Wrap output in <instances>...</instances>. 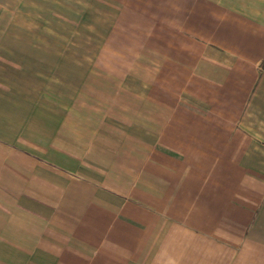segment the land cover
<instances>
[{
	"label": "crops",
	"instance_id": "crops-1",
	"mask_svg": "<svg viewBox=\"0 0 264 264\" xmlns=\"http://www.w3.org/2000/svg\"><path fill=\"white\" fill-rule=\"evenodd\" d=\"M264 0H0V264H264Z\"/></svg>",
	"mask_w": 264,
	"mask_h": 264
},
{
	"label": "trees",
	"instance_id": "trees-1",
	"mask_svg": "<svg viewBox=\"0 0 264 264\" xmlns=\"http://www.w3.org/2000/svg\"><path fill=\"white\" fill-rule=\"evenodd\" d=\"M262 69L264 70V60L262 62V65H261Z\"/></svg>",
	"mask_w": 264,
	"mask_h": 264
}]
</instances>
